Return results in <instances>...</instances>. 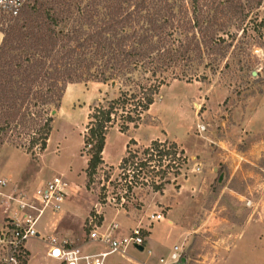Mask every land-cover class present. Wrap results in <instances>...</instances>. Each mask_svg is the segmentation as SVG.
<instances>
[{"label":"trees","instance_id":"16d2710c","mask_svg":"<svg viewBox=\"0 0 264 264\" xmlns=\"http://www.w3.org/2000/svg\"><path fill=\"white\" fill-rule=\"evenodd\" d=\"M262 1L32 0L0 29V148L12 141L36 160L69 84L115 83V97L90 106L82 134L88 188L105 164L110 130L126 133L147 123L155 96L170 79H203L201 66L216 72L213 64ZM132 145L131 138L118 168L164 178L187 162L175 141Z\"/></svg>","mask_w":264,"mask_h":264},{"label":"rangeland","instance_id":"374dc122","mask_svg":"<svg viewBox=\"0 0 264 264\" xmlns=\"http://www.w3.org/2000/svg\"><path fill=\"white\" fill-rule=\"evenodd\" d=\"M8 21L0 19V29L5 28ZM243 29V33L237 31V38L227 47L225 57L213 64L216 72L201 66L200 72L206 74L203 79H170L155 96L147 123L141 122L126 133L117 127L109 132L112 135L108 150L111 161L116 160L119 151L123 157L131 138L136 141L132 149H143L155 139L169 140L175 141L179 148L183 143L188 151H200L192 158L201 167L198 173L188 166V159L179 174L171 169L164 178L139 174L132 168L122 170L118 168L120 159L115 164L99 166L86 188L87 156L82 152L81 143L89 108L97 100L115 97L118 90L115 83L89 80L67 86L60 107L53 113L51 142L36 160L11 144L12 141L0 148V176L7 174L12 181H30L39 172H45L49 178L62 175L67 182V194L73 192L72 198L81 212L76 214L78 218L73 225L78 233L83 229L80 239L88 232L89 216L95 214L102 220L109 208L121 209L138 225L151 226L154 222L149 224L150 215L155 212L164 215L180 183L193 176L198 186L194 195L198 223L210 216L224 219L223 223L237 224L258 217L264 210V126L249 133L244 129L248 123L264 119V0L250 13ZM1 36L2 33L0 40ZM199 125H204L205 130L200 131ZM9 181L4 191L9 189ZM127 184L132 186L131 190L127 189ZM162 195L166 203H162ZM247 200L251 205H246ZM85 209L87 216L80 228L78 222ZM3 214L0 208V217ZM217 229L215 234L205 233L184 250L183 254L190 257L189 264H195L196 259L201 260L199 264H208L213 240L218 239L227 246L229 234L225 226L220 224ZM36 239L35 264L45 263L42 255L46 244ZM166 246L160 250L163 258H167L172 248ZM147 250L145 248L141 254L146 256Z\"/></svg>","mask_w":264,"mask_h":264},{"label":"crops","instance_id":"0c3cea01","mask_svg":"<svg viewBox=\"0 0 264 264\" xmlns=\"http://www.w3.org/2000/svg\"><path fill=\"white\" fill-rule=\"evenodd\" d=\"M263 126L264 119H261L258 122L252 121V123H248L247 127L244 126V131L245 133L246 131L248 133L251 131H257ZM111 136L112 135L108 133L102 151V157L104 163L106 164H115L121 159V152L119 151L116 160H109L108 150L110 147L109 138ZM114 136L117 137L118 135L114 134ZM50 142L51 134L47 145H49ZM81 144L83 145V143ZM183 146L184 144L182 143L184 153L188 156V166L194 167L193 170L198 173L201 170V167L199 164H196L192 158L196 155H199L200 151L197 149L188 151ZM106 153L108 154L107 158ZM196 167H199L198 170ZM0 177L5 178L7 181L10 180V191L32 192L38 185L47 181L50 176L45 172H39V174L31 178L30 181H12L10 179V175L7 174H4V176ZM195 183L194 176L192 178L184 179L174 194V199L166 209L164 218L160 221H155L149 227L146 243L143 247V250L148 248V254L146 256L141 254L143 250L128 247L124 251L109 254L105 258L104 264H162L159 261L163 255L161 254L160 250L163 247H167V244L169 249L174 245H183V250L186 251L187 248L191 246L192 242L200 239V237L205 235V233L209 234V232H211L215 234L214 232L218 231L217 227L220 224L225 226V232L229 234L227 246H223V244L218 239L213 240V250L211 252L212 256L209 257L208 264H264V210L258 217L253 219L250 218V220H247L242 224H237L232 221L223 223L224 221L222 220L224 219L221 218L218 220L215 217L212 218V216L198 223V218L195 217L196 196H194L197 195L198 186H196ZM34 186L36 187L33 188ZM72 194L73 192L71 194L68 193V198H65L60 210L56 212L45 211L43 213L37 222L36 227L38 232L42 236L53 235L59 240H67L70 246H78L82 251L85 252L101 250L102 246L100 244L95 242H85L87 233L86 235L84 234L82 239H80L83 229L82 232L80 231V233H78L77 230L73 228L75 218H78L76 214H81V212H79V207L75 203L77 201H74ZM161 198L164 200L162 203L167 202L164 195H162ZM85 210L86 212L83 214L81 219L79 218L80 221L78 223L80 228H82L83 221L87 216L88 211L87 209ZM2 216L0 217V220L2 219ZM112 223L117 224V228L115 230L116 235L126 234L131 228L138 225V222L133 217L128 216L118 208L106 209L101 220V230L106 229ZM171 240H173V242L170 243L169 241ZM36 241V238H32L27 243L29 251V259L27 264H35L36 262L35 257L38 254L37 251H34ZM46 251L47 244L46 250L42 255V259L45 260V263L40 264H54L55 261L47 256ZM184 256L186 257V264H189L190 257L186 253ZM200 262L201 260H195V264H199Z\"/></svg>","mask_w":264,"mask_h":264},{"label":"built area","instance_id":"2783aa9c","mask_svg":"<svg viewBox=\"0 0 264 264\" xmlns=\"http://www.w3.org/2000/svg\"><path fill=\"white\" fill-rule=\"evenodd\" d=\"M32 0H0V19L16 17L23 6ZM204 131L205 126L199 125ZM199 167H196L198 170ZM8 181L0 177V208L3 216L0 220V264H27L29 251L27 243L39 238L47 244L46 254L54 264H104L105 258L114 252L124 251L128 247L145 246L150 225H136L126 234L116 235V223L101 230V220L97 215L89 216L85 242H95L101 250L85 252L78 246H70L67 240H59L53 235L42 236L37 230V222L46 210L58 211L67 197V182L62 175H53L32 192L3 190ZM246 205H251L247 200ZM98 213V211H97ZM164 218L161 212L150 215L149 224ZM183 245H174L167 258L161 257L162 264H175L182 257ZM186 264V263H185Z\"/></svg>","mask_w":264,"mask_h":264},{"label":"water","instance_id":"95a60500","mask_svg":"<svg viewBox=\"0 0 264 264\" xmlns=\"http://www.w3.org/2000/svg\"><path fill=\"white\" fill-rule=\"evenodd\" d=\"M53 112H54V111H53ZM136 248L139 249V250H143V246H136ZM185 263H186V259H185L184 257H182V258L180 259V261L177 262V263H175V264H185Z\"/></svg>","mask_w":264,"mask_h":264}]
</instances>
